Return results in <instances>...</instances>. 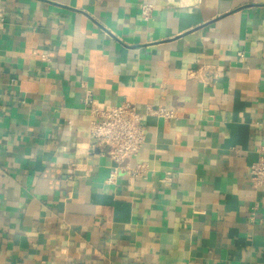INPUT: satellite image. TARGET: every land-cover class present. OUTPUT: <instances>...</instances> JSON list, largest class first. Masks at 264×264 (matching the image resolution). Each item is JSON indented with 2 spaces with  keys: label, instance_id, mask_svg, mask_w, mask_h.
<instances>
[{
  "label": "crops",
  "instance_id": "1",
  "mask_svg": "<svg viewBox=\"0 0 264 264\" xmlns=\"http://www.w3.org/2000/svg\"><path fill=\"white\" fill-rule=\"evenodd\" d=\"M141 2L0 0V264H264V0ZM86 96L142 115L140 174Z\"/></svg>",
  "mask_w": 264,
  "mask_h": 264
},
{
  "label": "built area",
  "instance_id": "2",
  "mask_svg": "<svg viewBox=\"0 0 264 264\" xmlns=\"http://www.w3.org/2000/svg\"><path fill=\"white\" fill-rule=\"evenodd\" d=\"M179 8L190 7V0H175ZM154 10L153 0H142L140 16L148 21ZM2 21V19H0ZM238 55L243 58V53ZM41 60H48L47 54L40 56ZM90 110V136L100 152L112 162V168L107 179L115 182L120 172L140 174L146 167L144 163H133L141 145L145 140V127L142 115L134 104L123 101L110 107L95 104L90 96L83 102ZM151 109L148 108V111ZM152 111V110H151ZM153 113H160L154 111ZM249 177L257 186H264V154L250 166Z\"/></svg>",
  "mask_w": 264,
  "mask_h": 264
}]
</instances>
